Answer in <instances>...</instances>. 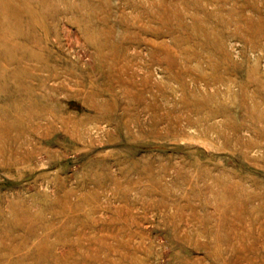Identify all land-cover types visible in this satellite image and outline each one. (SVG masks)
Instances as JSON below:
<instances>
[{"label":"rangeland","instance_id":"obj_1","mask_svg":"<svg viewBox=\"0 0 264 264\" xmlns=\"http://www.w3.org/2000/svg\"><path fill=\"white\" fill-rule=\"evenodd\" d=\"M0 264H264V0H0Z\"/></svg>","mask_w":264,"mask_h":264}]
</instances>
